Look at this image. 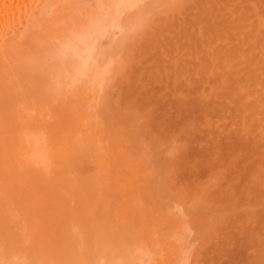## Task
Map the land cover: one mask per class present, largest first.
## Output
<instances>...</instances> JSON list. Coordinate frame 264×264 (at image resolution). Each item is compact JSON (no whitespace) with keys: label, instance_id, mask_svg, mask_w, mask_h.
<instances>
[{"label":"rangeland","instance_id":"1","mask_svg":"<svg viewBox=\"0 0 264 264\" xmlns=\"http://www.w3.org/2000/svg\"><path fill=\"white\" fill-rule=\"evenodd\" d=\"M144 6L142 24L126 43H116L100 111L135 141L157 175L167 209L181 204L180 214L193 220L186 264H264V0H148ZM29 67L36 75L20 71L19 77L46 94L49 77L42 64ZM0 92L4 109L13 94L4 82ZM94 187L82 186L75 201L46 199V214L53 217L43 228L53 239L44 234V240L55 248L66 234L71 237L75 259L60 256L65 260L76 261L78 244L90 246L97 235L89 213L82 215L89 202L101 203ZM104 203L95 213L99 221L109 218ZM72 209L81 213L76 227ZM151 220L149 225L156 223ZM79 223L84 241L71 232ZM88 224L95 232H87ZM143 227V238L134 239L149 244L148 226ZM109 230L103 233L108 242H125L134 231ZM165 249H158L160 257L152 251L160 264Z\"/></svg>","mask_w":264,"mask_h":264},{"label":"bare ground","instance_id":"2","mask_svg":"<svg viewBox=\"0 0 264 264\" xmlns=\"http://www.w3.org/2000/svg\"><path fill=\"white\" fill-rule=\"evenodd\" d=\"M147 1L0 0V83L13 94L3 109L0 92V264H63L58 259L72 255V239L63 235V245L56 249L44 240V223L53 217L46 214V199L61 196L75 201L82 197L78 196L82 186L91 183L93 194L98 192L101 203L105 201L102 210L110 213L109 218L97 220L95 213L101 203L89 202L82 215L89 213L97 235L90 246L80 247L79 243L74 251L78 256L73 253L76 261L73 255L71 261L160 264L152 251L157 250L158 257V249L166 248L164 264L188 262L186 248L193 220L181 215L185 211H179L182 205L175 202L182 203V198L173 201L175 208L167 209L157 175L135 141L126 136L122 124L116 125L100 111L101 93L119 49L116 43L127 42L142 24ZM37 63L49 77L46 94H38L27 79L19 77L20 71L36 75L29 66ZM92 158L95 163L91 164ZM80 214L71 210L72 227ZM150 220L156 223L149 225ZM113 221L118 222L117 227ZM86 226L90 233L92 228ZM141 226H148L145 237L154 247L134 239L143 238ZM80 227L71 232L84 241L87 236L79 232ZM129 227L134 231L125 242H108L103 235L107 228L110 233H124ZM67 260L64 264H69Z\"/></svg>","mask_w":264,"mask_h":264}]
</instances>
